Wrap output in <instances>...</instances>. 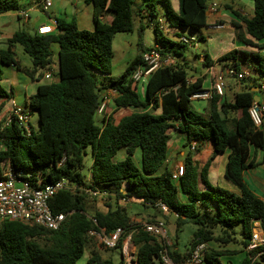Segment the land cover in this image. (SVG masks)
<instances>
[{
	"label": "trees",
	"instance_id": "1",
	"mask_svg": "<svg viewBox=\"0 0 264 264\" xmlns=\"http://www.w3.org/2000/svg\"><path fill=\"white\" fill-rule=\"evenodd\" d=\"M253 2L252 17L226 7L241 21L231 22L237 31L236 41L261 51L264 50V0ZM85 3L94 8L93 31L80 30L74 20L60 19L57 34L31 35L24 30L17 31L8 39L6 49L0 51V101L6 102L12 98V93L2 85V66H15L33 81H40L47 72L53 71L55 61L51 47L59 46L58 81L40 85L29 103L30 112L38 114L39 131L32 128L28 135L19 124L8 127L0 124V161L8 162L15 171H32L43 187L66 180L107 192L110 202L107 210L92 213L88 196L67 188L51 201L55 213L67 216L57 231L25 222L0 220V264H78L86 250L90 252L89 264H114L102 259L96 247L90 250L94 243L89 231L104 229L110 233L118 228H123L126 236L132 235L137 264L162 263L161 252L165 246L135 226L123 205L127 201L139 203L145 209L161 202L170 212L178 214V229L186 225L196 227L184 253L179 251V243L166 246L173 264H185L201 244L218 246L207 248L204 264H234L222 259L235 255H241L237 264H264V245L255 251L247 250L255 224L260 223L264 231V200L244 179L245 172L264 167V155L261 162L256 157L258 151H264V125L254 127L248 112L254 103L260 105L256 100L260 97L249 86L246 91L237 93L233 102L220 103L224 96L215 93L210 100L209 114L197 112L190 97L202 88L204 78L192 84L187 82L188 73L182 58L188 45L173 41L160 28L158 7L162 5L168 27L201 34L209 26L207 7L211 0H180L179 13L174 11L170 0H85ZM21 8V0H0V15ZM106 14L112 18L110 23L104 20ZM135 17H148L161 53L171 54L175 60L172 66L157 69L149 79L137 84L132 75L142 63L144 50L121 76L109 77L115 35L133 32ZM243 27L249 37L241 33ZM16 45L31 58V69L17 61L13 50ZM238 55L254 58L256 69L262 71L264 58L260 54L238 49L219 59L223 70L231 62L239 71ZM99 75L105 76V81L99 82ZM250 80L248 77L240 81ZM143 83L145 92L141 95L138 88ZM104 90L117 92L114 99L117 109L135 111L118 123L112 116H105L99 126L96 116ZM2 109L0 104V114ZM107 112L105 108L103 114ZM172 130L187 135L186 147L191 148L196 142L194 151L197 153L202 150L203 141L211 142L214 147L201 168L193 161L194 153L190 149L178 182L173 181V172L167 166ZM88 147L93 156L90 184L85 183L86 177L82 174ZM138 150L142 153L141 165L135 161ZM226 150L230 155L225 177L239 190L238 194L212 185L208 178L211 163ZM121 151L125 152L123 159L119 157ZM237 229L241 233L240 240L236 237ZM233 244H239L240 249L227 248ZM120 264H124L123 256Z\"/></svg>",
	"mask_w": 264,
	"mask_h": 264
},
{
	"label": "crops",
	"instance_id": "2",
	"mask_svg": "<svg viewBox=\"0 0 264 264\" xmlns=\"http://www.w3.org/2000/svg\"><path fill=\"white\" fill-rule=\"evenodd\" d=\"M171 5L176 13H179L180 10V0H170ZM215 3L217 5L216 12L208 15V27L203 29L201 34H194L189 30H180L170 28L167 25V19L165 17V21H163L165 25L164 34L171 38L175 42H180V38L196 36L197 42L198 40L203 41L207 44H211L213 41H216L218 44V50H213V56L210 54H206L201 57V62L206 64L208 67V76L198 77L196 75H187V82L192 84L196 82L199 78H204V82L202 84V88H213L216 75L223 70V64L219 63V59L227 54L228 52L238 49L240 51H246L249 54H262L264 50L259 51L256 48L247 47L242 45L236 41L237 31L234 27H232L231 22L237 21L241 22L231 10H228L226 6H230L233 10L240 12L242 15L246 17H252L254 15V2L253 0H238L235 2H231L230 0H211L210 4ZM22 8L20 11H13L0 15V51L6 49L7 41L10 39L14 33L17 31L24 30L31 35L40 34L41 35H55L58 33L57 20L65 19L67 21L74 20L80 30H89L93 31L95 29L94 24V8L92 5H87L85 0H53L51 7L48 10L42 9V1L38 4L37 0H21ZM104 20L108 23L111 22L112 18L110 15H105ZM213 24H220L223 26L220 30H213L209 27ZM246 28L243 27L241 29V33L246 37H249L246 34ZM225 39L228 42V47L226 48L224 43ZM196 42V43H197ZM196 43L194 46H196ZM156 45H158L156 43ZM155 45V46H156ZM212 48V47H211ZM53 59L55 62L58 60V52L59 46L58 44H53L52 47ZM150 49V48H149ZM149 49L144 50V52ZM16 54V48H13ZM143 52V53H144ZM17 61L24 68L31 69L33 67L32 61L27 64H22L21 61L16 56ZM237 61L240 64L239 71L240 72H248L250 73V81L246 83H242L241 85H237L234 83L236 80L233 78L226 79V89H225V97L220 100L222 103L224 100L233 102L234 97L237 93H241L247 90L248 86L258 95L261 89V86L258 87L256 81L252 79L250 68L253 72H256L258 75H262V71L257 70V62L252 57H246L244 55H238ZM211 61L208 64L206 61ZM183 62V61H182ZM231 63V62H230ZM228 64L232 65V64ZM3 67L8 69L5 71ZM55 65L53 66V69ZM4 75L2 80L3 87L12 93V98L9 101L2 102L0 104L3 105V109L0 115H8L10 111L16 107L29 108V103L31 97L37 92V89L40 85L47 84V81L50 79H46L45 76L40 79V81H33L27 75H25L22 71L18 70L15 66H2ZM53 72V71H52ZM54 74V72H53ZM52 79V78H51ZM254 83L256 85H254ZM7 84V87L4 85ZM264 84V83H263ZM101 85V83H100ZM258 89V91H257ZM138 91L141 95L145 92V86H139ZM264 92V91H263ZM103 100H108L107 110L110 113L108 115H101L102 118L106 116L107 118L112 116L115 121L118 123L123 117L131 115L135 110L132 108H122L117 109L114 106V99L116 95L112 93V90H104L102 91ZM260 107L262 108V112L264 114V96H260ZM199 106H195V110L201 114L208 115L210 112V104L211 101H201L198 102ZM31 111V110H30ZM31 113H34L32 111ZM32 115V114H31ZM171 139L169 141V150H168V159L167 166L174 173L178 166H184V162L188 154L190 153V148L185 146L187 142V135L181 133L176 130H172ZM196 143V142H194ZM203 148L200 152L193 154V161L201 168L210 158L213 153L214 147L211 142L203 141ZM230 151L226 150L224 153L219 154L211 163L208 178L212 185H218L222 188H225L229 191H232L236 194L239 193V190L225 177L226 165L229 159ZM264 155V151H258L256 154L257 161L261 162ZM252 178V179H261L262 184H264V167L258 166L255 169L249 170L245 172L244 179ZM86 184L91 183V177L86 178ZM261 197V196H260ZM264 200V195L261 197ZM260 229H262L260 227ZM263 230V229H262ZM104 249H97L99 256L104 260H110L114 264H120L122 261V255L120 254V258L117 263L114 262L112 257H104L103 251ZM225 263L228 261H232L234 264H237L241 260V255H235L231 257H225L222 259ZM124 264H128L124 259ZM133 264H137L136 261Z\"/></svg>",
	"mask_w": 264,
	"mask_h": 264
},
{
	"label": "built area",
	"instance_id": "3",
	"mask_svg": "<svg viewBox=\"0 0 264 264\" xmlns=\"http://www.w3.org/2000/svg\"><path fill=\"white\" fill-rule=\"evenodd\" d=\"M53 0H42V9L48 10L52 5ZM217 5L209 4L207 7L208 15L216 12ZM160 28L165 32L166 28L163 21H160ZM213 30L223 28L220 24H213L209 27ZM44 32L40 33L43 34ZM180 42L186 45H195L197 42L196 36L180 38ZM173 55L161 53L159 45L149 49L142 55V63L137 67L132 75V80L135 84L141 83L149 79L151 74L159 68L170 67L174 63ZM53 72H47L46 79H51ZM250 77L248 72H239L229 65L224 70L216 75L213 88H201L196 90L190 97L191 101H210L213 95L217 93L223 97L226 89V79L236 78L243 80ZM264 91V84L261 85ZM117 95L116 91H112ZM108 105V100L104 99L98 111L103 115L105 108ZM250 119L256 128H261L264 125V114L262 108L257 103H254L249 108ZM31 112L27 108L16 106L7 115L4 121V126L8 127L13 123L22 126L28 135H31L32 125L30 122ZM196 143L191 145V150L194 151ZM184 166H178L176 172L173 173V181L178 182L183 175ZM39 177L30 170L15 171L8 162L0 161V220H11L17 222H25L29 224L39 225L46 229L57 231L62 228L66 221L65 213H55L51 208L52 199L62 190L69 189L73 193L78 191L84 192L88 197L96 199L97 202H104L109 194L99 189H91L86 186H78L70 184L66 180H62L55 184L41 186ZM161 214L171 215L178 218V214L170 212L168 207L159 202L155 207ZM134 222V220H133ZM135 226L140 227L143 231L151 234L160 240L165 249L161 252V261L163 264H173L168 255L166 246L171 245L168 240V232L164 220H156L154 222L139 221ZM260 223H256L252 239L247 247L248 251H255L264 245V231L260 229ZM123 228H118L113 232L107 233L104 229H93L89 231V236L93 240L97 249L105 250H120L122 256L128 264H133L136 260V248L132 244V235L126 236ZM206 244L199 245L192 253L191 257L185 264H204V252L207 250Z\"/></svg>",
	"mask_w": 264,
	"mask_h": 264
},
{
	"label": "rangeland",
	"instance_id": "4",
	"mask_svg": "<svg viewBox=\"0 0 264 264\" xmlns=\"http://www.w3.org/2000/svg\"><path fill=\"white\" fill-rule=\"evenodd\" d=\"M160 11V21H165V8L162 5H159L158 7ZM144 27L143 30H141V27ZM157 41H156V33L153 28L152 23L148 19V17L140 18L135 17L134 19V31L133 32H123V33H117L115 35L114 41H113V50H114V56L112 60V70L109 77L112 78H118L121 76L128 66L135 60V58L142 54L143 50L151 49L155 47ZM224 43H227L226 48L228 47V42L225 39ZM216 41H213L210 45L198 40L196 43V46L188 45L187 50L184 53V57L182 58L183 66L188 75H196L198 77H204L208 76V67L206 64L201 62V57L205 56L206 54H210L211 57L214 55L213 50H218L219 46ZM212 47V48H211ZM16 56L21 61L22 64L30 63L31 58L24 52L23 48L20 45H16ZM264 58V52L260 54ZM3 69L8 72V69L6 67H3ZM264 69V64H263ZM53 77L50 81H47V83H50L52 81H58V65L57 62H55V68L53 69ZM251 77L254 79L259 86H261L264 83V73L262 75H258L256 72H253L250 68ZM25 74V73H24ZM26 75V74H25ZM105 76H98L99 82L105 81ZM236 80L234 83L237 85H241L242 82L238 79L233 78ZM7 87V84H4ZM144 85V83L141 85V87ZM260 96H264V92L260 91L258 92ZM225 97V95H224ZM201 101H192V105L195 108L199 106V103ZM110 113L107 112L106 115ZM30 122L32 125V128L35 132L39 131V118L38 114L36 112L31 113ZM7 115H0V124H4L5 118ZM96 122L99 126H102L103 118L100 114H97L96 116ZM193 153H197L196 151H193ZM120 159H123L125 157V152L121 151L119 154ZM135 161L139 165L142 163V153L140 150L137 151L135 155ZM93 162V156H92V149L91 147H88L86 149V155L84 157V168L82 170V174L88 178L90 176V168ZM246 183L249 185V187L257 193L259 196L264 195V184H262L261 179H252L247 178L245 179ZM88 206L93 213L95 210L99 211H105L107 210L106 205L110 202V199H106L104 202H97L96 199L88 197ZM114 201H112L113 203ZM128 209L129 216L134 220L135 223L139 221H156V220H164L167 227L168 232V240L170 241L171 245L174 243L178 244V249L180 252L184 253L187 248L190 246L192 234L196 230V227L194 225H186L182 229H178L176 218L168 215L165 216L161 214L156 208H148L145 209L142 205L139 203H136L134 201H127L123 203ZM181 230V231H180ZM238 240L241 239V233L240 230L237 229V236ZM208 248H218L217 244H208ZM95 245L90 246V250H96ZM239 244H233L229 245L227 248L229 249H240ZM105 253H103L104 257H112L115 263L118 262L120 258V250H103ZM90 257L89 250H86L83 257L79 260L78 264H89L88 260ZM157 264H162L159 261Z\"/></svg>",
	"mask_w": 264,
	"mask_h": 264
},
{
	"label": "water",
	"instance_id": "5",
	"mask_svg": "<svg viewBox=\"0 0 264 264\" xmlns=\"http://www.w3.org/2000/svg\"><path fill=\"white\" fill-rule=\"evenodd\" d=\"M257 91H258V89H257ZM256 100H257V101H259V100H260V98H258V97H257V98H256Z\"/></svg>",
	"mask_w": 264,
	"mask_h": 264
}]
</instances>
